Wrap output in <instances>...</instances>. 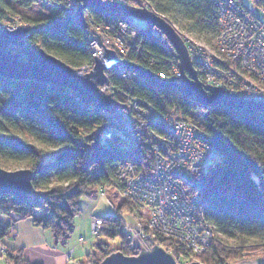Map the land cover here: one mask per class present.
<instances>
[{
  "label": "trees",
  "instance_id": "trees-1",
  "mask_svg": "<svg viewBox=\"0 0 264 264\" xmlns=\"http://www.w3.org/2000/svg\"><path fill=\"white\" fill-rule=\"evenodd\" d=\"M220 1L130 0V3L147 2L150 9L169 21L181 35L189 34L210 44L218 35ZM36 2L0 0V20L23 21L25 17H17L16 8H29ZM47 2L54 6L55 13L46 20L48 25L33 28L27 42L37 49L44 48L76 70L91 63L86 28L69 18L59 2ZM89 12L97 21H107L115 27L122 19L116 13L94 9ZM154 30L148 25L139 30L137 44L128 59L143 70L170 75L178 65L175 49L164 35H154ZM11 49L20 52L17 47ZM144 78L135 74L125 82L114 74L111 82L121 91L132 89L133 95L163 114L179 115L195 123L200 120L206 143L221 157L198 175L205 189L196 192L207 203L206 219L217 239L198 258L199 262L229 264L250 259L254 256L246 253L256 251L264 257V113L232 111L224 106L204 108L195 98L176 89L159 88L155 80ZM108 120V115L96 105L85 104L70 89L0 76V167L28 168L33 172L31 200L22 202L12 195L0 196V211L33 219L34 225L52 232L56 243L66 244L81 212V199H96L100 189L114 185L115 162L131 161L142 172L153 168L147 149L120 140L111 141L130 144V148L104 145L102 131ZM118 209L134 210L128 201L120 203ZM137 215L146 220L143 212L137 211ZM102 219V236L106 241L100 239L96 250L78 264H99L112 254L109 240L119 239L117 251L125 255L139 253L127 240L124 226L115 214ZM9 226L0 223V241ZM158 241L179 263L190 258L191 252L180 241L165 237H159ZM5 264L39 263L28 261L21 249H7Z\"/></svg>",
  "mask_w": 264,
  "mask_h": 264
},
{
  "label": "built area",
  "instance_id": "built-area-1",
  "mask_svg": "<svg viewBox=\"0 0 264 264\" xmlns=\"http://www.w3.org/2000/svg\"><path fill=\"white\" fill-rule=\"evenodd\" d=\"M54 1L67 10L69 18L86 28L92 61L77 70L80 75L91 72L96 59H100L107 66V82L109 79L111 82L114 74L120 75L125 82L134 78V73L120 61L129 60L139 30L146 24L140 27L136 18L122 15L115 27L107 21H97L89 10L80 20L79 0ZM110 1L125 5L130 2ZM137 6L150 8L147 2ZM217 18V40L221 41L226 53L223 57L215 56L191 38L185 39L199 79L204 85L221 87L244 99L264 101V0H242L241 3L222 0L218 3ZM23 26L18 21L0 20V29L15 31ZM158 33L153 31L154 35ZM110 53L114 58H110ZM172 71L170 75L159 72L157 76L180 81V73L175 68ZM111 83L100 87L103 93L117 100L111 112L102 110L109 118L102 136L147 148L154 165L149 172L140 171L135 163L126 160L113 165L112 182L121 186L126 199L147 216L145 225L135 219L128 222L123 217L126 237L140 249L144 244H154L159 237L172 238L183 243L194 255L202 254L215 239L206 219L207 203L196 192L205 189L198 175L221 160L219 152L206 143V132L198 123L181 116L162 114L144 99L133 95L132 89L130 93L122 91L125 100H121L117 95L121 90ZM10 218L18 219L19 215L11 212ZM102 223L100 216L92 218L93 237L100 235ZM147 230L154 233H147ZM83 240L81 237L80 241ZM73 253L72 249L68 255Z\"/></svg>",
  "mask_w": 264,
  "mask_h": 264
},
{
  "label": "water",
  "instance_id": "water-1",
  "mask_svg": "<svg viewBox=\"0 0 264 264\" xmlns=\"http://www.w3.org/2000/svg\"><path fill=\"white\" fill-rule=\"evenodd\" d=\"M81 3L78 14L84 18L86 9H94L101 13H116L136 18L137 24L153 27L164 35L175 49L180 81L175 78L160 79L157 74L143 70L138 65L120 61V64L132 72L148 79L155 80L163 89H176L196 99L204 108L224 106L229 110H251L264 113V101L258 102L244 99L221 87L204 85L191 61L188 48L175 27L160 14L143 6L125 5L110 0H79ZM33 28L20 27L15 31L0 29V76L17 79H30L50 83L57 87L67 88L79 95L85 104L96 105L100 110L111 112L116 105L112 96L101 91L99 86L107 83L105 70L107 66L96 59L93 70L85 76L80 75L59 57L47 52L44 48L37 49L27 42L26 37ZM11 47H17L15 52ZM110 58H114L110 53ZM33 172L28 168L6 170L0 167V196L12 195L22 202L31 200L33 193ZM99 264H179L172 254L160 246L151 250L141 251L137 255L128 256L121 251L113 252ZM191 264H202L199 261Z\"/></svg>",
  "mask_w": 264,
  "mask_h": 264
},
{
  "label": "rangeland",
  "instance_id": "rangeland-1",
  "mask_svg": "<svg viewBox=\"0 0 264 264\" xmlns=\"http://www.w3.org/2000/svg\"><path fill=\"white\" fill-rule=\"evenodd\" d=\"M82 3V2H81ZM146 3V2H145ZM144 4V3H143ZM127 5H131V6H136V7H138L137 5H133V4H131L130 2H128V4ZM248 5H249V2H248ZM148 9H150V8H148ZM16 10H17V12H18V14L19 15H17V17H25V20H23L22 22H23V25H25V26H23V27H28V28H34L35 26H45V25H48L49 24V22L48 21H46L47 19H49V18H51L53 15H54V13H55V10H54V6L52 5V4H50V3H48L47 2V0H37V2H36V4L35 5H33L32 7H29V8H16ZM87 10H89V9H86L85 11L87 12ZM150 10H152V9H150ZM84 11V12H85ZM153 11V10H152ZM155 12V11H154ZM88 13H90L89 11H88ZM176 29V28H175ZM177 30V29H176ZM178 31V30H177ZM178 33H179V31H178ZM180 34V33H179ZM30 35V34H29ZM28 35V36H29ZM181 35V34H180ZM27 36V37H28ZM182 36V38H183V40H184V42H186L187 40H185L186 39V37H188V38H191V40L192 41H194V42H197V44H199L200 46H202V47H204L205 49H207L209 52H211L212 54H214L215 56H217V57H223V54H225L226 55V53L223 51V48H222V46L220 45V43H221V41H218L217 40V37H216V39L215 40H213L212 41V43H207L206 41H205V39H198V38H196V37H194V36H192V35H189V34H184V35H181ZM27 37H26V39H27ZM137 41H138V39H137ZM223 42V41H222ZM136 46V45H135ZM135 46H134V48H135ZM122 61H124V60H122ZM128 62H132V61H130V60H127ZM192 61V60H191ZM103 62V61H102ZM104 63V62H103ZM132 63H134V62H132ZM90 64V63H89ZM135 64V63H134ZM231 64L232 65H236V63L235 62H232L231 61ZM194 65V64H193ZM95 66V65H94ZM173 68H175L179 73H180V71H179V68H178V66H175V67H173ZM194 68H195V70H196V72H197V68H196V66L194 65ZM93 70V69H92ZM173 70V69H172ZM171 72H173V71H171ZM90 73V72H89ZM134 73V72H133ZM105 74H106V77H107V79H108V77H109V73L108 72H106L105 71ZM136 73H134V75H135ZM180 75H181V73H180ZM110 80V79H109ZM108 80V82L107 83H105V84H110L111 82ZM144 80L146 81V78H144ZM104 84V85H105ZM111 85L112 86H114L112 83H111ZM99 87H101V86H99ZM115 88H117V86H114ZM128 93H130V91L128 90L127 91ZM107 94V93H106ZM108 95H110V94H108ZM113 99H114V97H112ZM114 100H116V99H114ZM117 101V100H116ZM163 114V113H162ZM164 115H167V114H164ZM177 116H179V115H177ZM197 120V119H196ZM197 123L199 124V125H201V121L200 120H197ZM202 126V125H201ZM102 141H103V143H104V145L105 146H115V145H118V146H120V147H127V148H130V144H121V145H119L116 141H111V140H107V139H105V138H103L102 139ZM19 169H21V168H19ZM152 169H154V165H153V168ZM16 170H18V169H16ZM152 171V170H151ZM119 186V185H118ZM114 187H117V184L115 185H112V186H110V187H107V188H104L105 189V191L104 192H102V190L100 189L99 190V192H98V197L97 198H99V201H97V205H98V207H97V209L95 210L97 213H108V214H115L117 217H118V219H119V221L122 223V225L124 224L123 223V217L124 218H126V220L128 221V222H130V221H134V219L135 220H137V221H139V223L140 224H142V225H145L146 224V222H147V220H145V221H142L140 218H139V216L137 215V209H136V207L133 205V203L132 202H130V201H128L127 199H126V197H125V194H124V192H123V189H122V187L120 186V187H118L119 189L118 190H116ZM124 201H128V203H129V205L131 206V207H133V209L134 210H128V209H123V210H119L118 209V207H119V205H120V203H122V202H124ZM11 214V213H10ZM10 214H3L2 213V215H0V219H7V220H9V224H10V226L17 220V219H11L10 218ZM145 216H146V214H145ZM78 218H80V215L76 218V222H78ZM92 218H94V216H92ZM92 218H91V223H92ZM102 218V217H101ZM21 218H18V220H20ZM146 219H147V216H146ZM81 223V224H80ZM79 223V226L77 227L76 226V231H74V233H72V235L70 236V243H71V245H73V244H75L76 242H77V240H78V242L80 243V244H82V246L85 248V250H83V251H79L78 252V254L76 255V257L78 256V255H81V258L80 259H86V256H87V254H89L90 252H93V251H95L96 250V244L100 241V239L101 240H103V241H106V239L102 236V226H103V224H104V221H103V223H102V226H101V230H100V235L99 236H95V237H93L92 235H91V227H90V225L89 224H87V222H84V219H83V217H81V222ZM210 225V224H209ZM10 226H9V228H10ZM210 227H211V230L213 231V228H212V226L210 225ZM147 233H151V234H153L154 232H150V231H148L147 230ZM17 234L16 233H14L13 232V234H12V238L13 239H15L16 240V238H17V236H16ZM80 235H82L83 237V241L81 242L80 241ZM213 235H214V239L215 240H217L216 239V235L214 234V231H213ZM127 238V237H126ZM127 240L133 245V242L131 241V240H129L128 238H127ZM215 240H213V242L215 241ZM119 239H115V240H109V242H108V244H109V248L111 249V250H113L114 252H117V248L119 247ZM212 242V243H213ZM211 243V244H212ZM67 244V243H66ZM146 245V246H145ZM160 244H159V241H158V238H157V241L154 243V244H152V245H150V246H148L147 244H144V246L145 247H147L148 246V249L147 248H144V246H141V249L139 250V253L141 252V251H147V250H151L153 247H155V246H159ZM161 246V245H160ZM208 247H210V246H208ZM208 247H206V249L208 248ZM75 250V248H70L67 252H66V260H67V263H69V264H78L80 261H78V262H75L74 263V261H75V256H74V253L72 254V255H68L69 254V251L70 250ZM205 249V250H206ZM205 250H204V252H205ZM6 252H7V248H6V246H4V245H2L1 244V241H0V264H5V259H6ZM75 252V251H74ZM203 252V253H204ZM138 253V254H139ZM202 253V254H203ZM91 254V253H90ZM202 254H200V255H198V256H196V255H194L193 253H190V258H187L186 260H182V262L180 261V263L178 262V260H176L179 264H191L192 262H195V261H199V257L202 255ZM243 261V260H242ZM237 262H240V261H237ZM233 263V262H232ZM230 264V263H229Z\"/></svg>",
  "mask_w": 264,
  "mask_h": 264
},
{
  "label": "crops",
  "instance_id": "crops-1",
  "mask_svg": "<svg viewBox=\"0 0 264 264\" xmlns=\"http://www.w3.org/2000/svg\"><path fill=\"white\" fill-rule=\"evenodd\" d=\"M114 188L116 190L119 189L118 187ZM97 201H99V198L90 199L83 197L81 199V212L79 214L80 218H78V222H74V231H76V226H79L81 217H83L84 222H87V224H89L91 227L92 216L102 217L109 215L108 213H97L95 211L98 207ZM41 214L42 213H39V215ZM78 216H76V218ZM0 223L4 226L9 224L8 220L5 218L0 219ZM13 232L17 234L16 240L12 238ZM81 237L83 236L80 235V238ZM69 239L67 244L56 243L52 232L34 225L33 219H17L7 230L6 235L1 240V244L6 246L7 249H21L23 251L24 257L32 263L69 264L66 260V252L70 248H75L74 263L83 260L80 259L81 255H78L77 257L76 255L79 251L85 250V248L78 242V240L75 244L71 245ZM230 264H264V257L258 256Z\"/></svg>",
  "mask_w": 264,
  "mask_h": 264
},
{
  "label": "bare ground",
  "instance_id": "bare-ground-1",
  "mask_svg": "<svg viewBox=\"0 0 264 264\" xmlns=\"http://www.w3.org/2000/svg\"><path fill=\"white\" fill-rule=\"evenodd\" d=\"M141 4V3H140ZM5 21H7V22H20V23H22V21L20 20V19H16L15 21H12L11 19H9V18H5ZM117 95H118V98L119 99H121V100H125V96H124V94L122 93V91L120 92V91H118L117 92ZM142 148H144V149H147V148H145V147H143L142 146ZM134 248H136L138 251H139V249H140V247H138V246H134ZM11 250H16V249H11ZM261 252H247L246 254H250V255H252V256H254V257H258V256H260V255H258V254H260ZM254 257H252V258H254ZM260 257H262V256H260ZM84 260V259H83Z\"/></svg>",
  "mask_w": 264,
  "mask_h": 264
}]
</instances>
